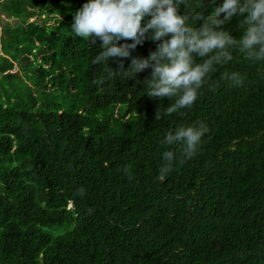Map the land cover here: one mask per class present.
Instances as JSON below:
<instances>
[{"label": "trees", "instance_id": "16d2710c", "mask_svg": "<svg viewBox=\"0 0 264 264\" xmlns=\"http://www.w3.org/2000/svg\"><path fill=\"white\" fill-rule=\"evenodd\" d=\"M86 2L0 0L13 18L0 24V264H264V62L233 51L190 108L164 115L177 97L146 94L151 68L93 63L101 41L71 27ZM238 24L221 27L239 38ZM200 122L196 155L179 163L164 137ZM165 151L178 159L161 180Z\"/></svg>", "mask_w": 264, "mask_h": 264}, {"label": "clouds", "instance_id": "9594fccd", "mask_svg": "<svg viewBox=\"0 0 264 264\" xmlns=\"http://www.w3.org/2000/svg\"><path fill=\"white\" fill-rule=\"evenodd\" d=\"M200 7L199 12L189 8L187 0H87L75 12L71 27L75 35L88 40L90 46L101 41L102 51L93 63H108L119 58L117 70L131 72L134 76L151 68L150 78L145 79L149 88L146 94L161 100L177 97L164 113L171 115L194 104L208 74L215 65L231 61L233 51L241 53L249 62H264V0H223L220 4L217 0H206ZM207 7L211 11L205 15ZM234 16L239 18L238 27L242 32L239 38L221 27ZM190 19L199 21V26H190ZM146 39L159 42L156 49L147 57L132 56V51ZM121 40L132 42L120 44ZM194 57L201 58L203 63H196ZM124 58H131L127 69ZM223 79L232 87L244 83L239 72L224 73ZM161 117L158 109L155 119L158 121ZM207 131L202 122L180 126L174 132L169 131L162 144L181 145L179 163H183L196 155ZM163 159L161 180L173 170L178 158L174 152L165 151ZM124 172L131 181V170L125 167ZM77 191L84 193L83 188Z\"/></svg>", "mask_w": 264, "mask_h": 264}, {"label": "rangeland", "instance_id": "374dc122", "mask_svg": "<svg viewBox=\"0 0 264 264\" xmlns=\"http://www.w3.org/2000/svg\"><path fill=\"white\" fill-rule=\"evenodd\" d=\"M42 16L43 15H41L40 17L42 18ZM40 17L38 19H40ZM4 21L13 22V18L6 17L2 13H0V24L3 23ZM0 47H2L1 44H0ZM16 68H17V64L14 66L12 70H15Z\"/></svg>", "mask_w": 264, "mask_h": 264}]
</instances>
